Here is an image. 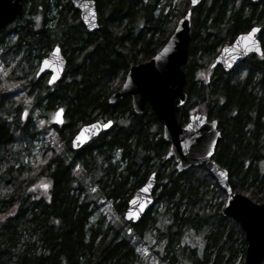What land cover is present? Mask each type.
Instances as JSON below:
<instances>
[{
  "label": "trees",
  "instance_id": "1",
  "mask_svg": "<svg viewBox=\"0 0 264 264\" xmlns=\"http://www.w3.org/2000/svg\"><path fill=\"white\" fill-rule=\"evenodd\" d=\"M29 1L23 16L0 30L1 55L26 46L10 68L8 81L16 85L0 84V263L137 264L134 238H143L167 219L162 227L169 231L161 232L166 235V250L180 240V228L193 227L204 231L206 241L202 260L194 259L193 264H245L244 230L223 215L226 193L209 171L202 166L178 172L175 160L166 159L169 144L151 107L137 114L129 96L114 104L109 97L132 64L147 61L167 42L177 22L172 23L170 16L178 20L192 9L183 122L196 111L217 120L222 140L215 160L228 170L235 192L264 202V56L252 54L230 72L211 68L220 47L254 25L261 26L264 50V0H203L195 7L189 0H176L174 6L173 0L163 5L162 0H94L99 17L94 32L86 29L70 0ZM54 10L57 17L51 15ZM11 33L16 38L8 43ZM56 44L67 68L57 83L49 85L47 74L32 71L31 61L39 64ZM20 92L31 98L30 109L23 116L25 108L17 105L12 117L5 106ZM35 107L65 109L64 124L50 127L72 151L70 162L48 147L33 164L24 162L23 152L29 153L39 135L32 126ZM99 119L115 122L80 149H72L78 128ZM117 150L120 159L113 164ZM77 163L91 164V169L100 163L99 195L112 199L121 213L155 172L154 205L161 199L167 209L156 221L154 205L139 222L125 221L129 233L105 229L99 221L92 225L93 200L83 195L84 182L73 172ZM41 183H47V189ZM175 253L179 252L170 259Z\"/></svg>",
  "mask_w": 264,
  "mask_h": 264
},
{
  "label": "water",
  "instance_id": "2",
  "mask_svg": "<svg viewBox=\"0 0 264 264\" xmlns=\"http://www.w3.org/2000/svg\"><path fill=\"white\" fill-rule=\"evenodd\" d=\"M23 1L0 0V30L5 29L23 15ZM202 1L197 0L193 4L190 0V4L194 7ZM251 1L256 3L260 0ZM70 2L79 11L80 19L89 32H94L99 28L98 11L94 0H70ZM92 12L95 13V19L90 15ZM191 17L192 11L188 10L178 20L173 33L155 55L145 62L133 64L129 67L124 82L118 91L109 97V103L114 104L124 97L130 96L135 113H143L147 105L151 107L156 117L163 123V139L169 144L166 158L176 160L177 165H179V167L176 165L178 172L190 167L201 166L209 171L220 189L226 193V200L222 209L223 215L238 221L244 230L247 243L245 264H262L264 261V202H255L247 195L235 192L229 183L228 170L215 160L214 156L222 140L217 120L209 121L206 115L194 113L189 116V121L185 125L182 123L180 108L187 101V94L184 90L187 75L184 66L187 64L189 57ZM253 27L257 28L258 31L251 38H248L249 43L246 44L244 34L248 33ZM260 28L259 25L252 26L247 31L239 33L232 42L222 46L211 67L220 66L225 72H230L249 55L261 56L255 51V45L250 42L252 40L258 41L259 47L264 51L262 42L258 37ZM57 48L59 49L58 53L54 52V49ZM225 48L229 50L225 52ZM232 57H235V59H232ZM44 59L50 60L52 66L41 71L40 69L43 67L41 61ZM41 61L37 72H40V75L50 73L49 79L55 75L56 79L48 84L57 83L67 66V59L62 48L55 45ZM64 114L63 109L60 117L62 122H58L54 116L53 123L55 125L62 124ZM108 121H112V123L107 128L100 127V124L104 123L102 121H93L79 127L71 140L72 148L78 150L97 138L101 133L107 131L114 123L113 119ZM213 122L215 123L213 124ZM92 125H96V128H92ZM86 126H88L86 134L89 138L83 144L75 146L73 144L74 138ZM209 151L211 155H208ZM221 170L225 171V177L219 176L218 173ZM155 184L156 174L152 172L145 183L137 188L128 200L124 219L126 212L134 210V206L130 201L136 198L144 202V210L139 213L136 219H125V221L139 222L153 206ZM145 186H147V191H142ZM228 197H231V199H228Z\"/></svg>",
  "mask_w": 264,
  "mask_h": 264
},
{
  "label": "rangeland",
  "instance_id": "3",
  "mask_svg": "<svg viewBox=\"0 0 264 264\" xmlns=\"http://www.w3.org/2000/svg\"><path fill=\"white\" fill-rule=\"evenodd\" d=\"M27 4V7L30 5V1H25ZM176 0H173L172 6L175 5ZM168 4L169 0H162L161 4ZM52 16L56 15L58 16V12L56 10L53 11L51 14ZM171 22H176L177 19L174 17V15L170 16ZM16 38L15 33H11L7 40L10 42H13ZM14 49V48H13ZM26 49L25 45H22L17 52L8 51V54L1 55L2 48H0V84L1 83H9V85H16L15 81L12 79H9L11 76L10 74V68L13 64H15L19 58L23 55V51ZM33 66V69H32ZM39 64L36 63L35 59L31 61V69L32 71L38 69ZM37 67V68H36ZM27 71L30 70L29 65L27 66ZM30 101L31 98L25 94L24 92H20L16 96H11L8 98L7 106H5V109L7 113L9 112L12 117L14 116L13 108L17 105H23L25 110L28 112V109H30ZM57 107L51 110L42 111L38 107L33 108V118H32V126L35 128L36 131L39 132L38 137L34 140L33 145L31 147V150L28 152H23L24 162L28 164H33L35 161V158L43 153L45 147L52 148L54 151L60 155V157L64 160V162H70L72 160V151L69 149L68 146L65 145V143L62 140H59L57 137V133L55 130L50 127V124L52 123L54 113ZM104 121V119H101ZM41 121L44 123L41 124ZM62 126V125H61ZM60 126V127H61ZM26 140H28L26 138ZM27 144V141H26ZM25 144V145H26ZM120 159V151L117 150L114 153V157L112 160V163H116ZM109 162L102 161L101 164H104L105 166L108 165ZM264 167V162L262 163ZM122 164L121 166H123ZM95 169H91V164L84 167L82 163H77L74 168V174L77 176H80L82 181L84 182L85 191L83 195H87L89 199L93 200L92 208H93V215L91 217V224H95L96 222H101L104 225V228L112 227L116 230H126L127 233L130 232V229L126 226L125 219H124V211L121 213L118 208L115 205V202L112 199L105 198L104 196H100L99 192L101 190V187L99 183L97 182L99 175L101 172L96 168L100 166V163H96L93 165ZM120 166V168H121ZM119 168V169H120ZM161 190V187L156 189V195L159 194ZM225 202V201H224ZM224 204L222 205L223 208ZM169 207V206H168ZM167 209L165 206V202L163 200H159L153 207V213L152 217L156 219L158 217H161L164 211ZM153 219L150 220L149 224L152 223ZM167 220V219H165ZM164 219L158 222V229L153 228L152 230L149 229L145 232L143 238H134V248L135 252L138 255L139 262L137 264H193L194 259L195 260H202L203 253H204V247L206 245V241L204 238V231H197L195 228L190 227L186 228L187 230H184L185 227L180 228L181 230V236H180V242L174 241L171 245V248L169 250H166L165 247L166 241L164 240L166 235L164 231L163 224H168L169 221H165ZM150 227V226H149ZM163 240V241H162ZM137 249H140V251H137ZM165 249V250H164ZM175 251L179 253H175V255L170 259L172 256V253ZM242 255H239L236 257V263H239L241 261Z\"/></svg>",
  "mask_w": 264,
  "mask_h": 264
},
{
  "label": "snow or ice",
  "instance_id": "4",
  "mask_svg": "<svg viewBox=\"0 0 264 264\" xmlns=\"http://www.w3.org/2000/svg\"><path fill=\"white\" fill-rule=\"evenodd\" d=\"M191 2L193 4H195L197 2V0H191ZM90 15L92 16L93 19H95V13L92 12L90 13ZM37 19H39V17H37ZM258 31L257 28L253 27L248 33L244 34V38H245V42L246 44L249 43V39L253 36L254 33H256ZM253 45H255V51L257 53H259L261 56H264V51L261 50V48L259 47V42L252 40L250 41ZM229 49L225 48L224 51L227 52ZM247 50V49H246ZM54 52L58 53L59 49H54ZM217 59H219V57H217ZM232 59H235V57H232ZM227 63V62H226ZM41 64L43 65V67L40 69L41 71H43L45 68H49L52 66V63L50 60L48 59H44L43 61H41ZM36 75H40V72H37ZM203 75V74H201ZM56 79V76L53 75L51 79L48 80V83L51 84L54 80ZM63 112V109H58L55 113V118L57 119L58 122H62V120L60 119L61 117V113ZM24 115H27V111H25ZM44 122L41 121V124H43ZM99 123V122H98ZM112 121H106L103 124H100V127L103 128H107L111 125ZM215 122H213L214 124ZM92 128H96V125H92ZM191 127V126H189ZM88 130V126H86L84 129H81L76 137L74 138L73 144L75 146H78L79 144H83L84 142L87 141V139L89 138L88 135L86 134ZM218 134V133H217ZM208 155H211V152H208ZM177 167H179V165H177ZM219 176L220 177H225L226 173L225 171L221 170L219 171ZM40 187L47 189L48 184L47 183H41ZM142 191H147V186H145L144 189H142ZM228 199H231V197H228ZM130 203L134 206V210H129L128 212L125 213V219H136L139 216V213L142 212L144 210V202L140 201L138 198L130 201ZM137 251H140V249H137Z\"/></svg>",
  "mask_w": 264,
  "mask_h": 264
},
{
  "label": "bare ground",
  "instance_id": "5",
  "mask_svg": "<svg viewBox=\"0 0 264 264\" xmlns=\"http://www.w3.org/2000/svg\"><path fill=\"white\" fill-rule=\"evenodd\" d=\"M30 79V78H29ZM253 200V199H252Z\"/></svg>",
  "mask_w": 264,
  "mask_h": 264
}]
</instances>
